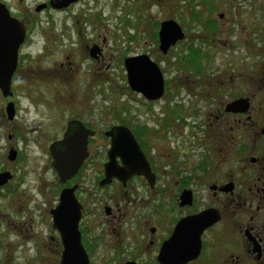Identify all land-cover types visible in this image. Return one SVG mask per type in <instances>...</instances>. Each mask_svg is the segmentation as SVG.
Returning <instances> with one entry per match:
<instances>
[{"label": "flooded vegetation", "instance_id": "1", "mask_svg": "<svg viewBox=\"0 0 264 264\" xmlns=\"http://www.w3.org/2000/svg\"><path fill=\"white\" fill-rule=\"evenodd\" d=\"M83 1L64 9L47 4L44 11L68 12ZM231 1L235 13L230 18L224 14L190 18L202 20L206 36L237 35L249 38V44L250 38L258 35L262 42L244 47L242 58L218 65H191L185 54L184 63L194 75L169 81L153 59L157 55L127 53L123 72L130 102L122 106L121 120L103 129L93 127L88 117L66 122L62 136L54 142L62 141L68 123L77 120L92 132L87 137L88 156L77 175L60 185L47 210L50 229L48 232L46 226V238L41 234V244L33 246L32 239L26 237L34 257L26 260L29 264H61L67 253L65 240L77 239L81 249L78 246L69 256L79 262L83 253L88 264H264V24L255 30V24L248 16L244 19L240 11L245 0ZM203 2L209 5L207 0ZM5 6L10 16L18 19L11 7ZM162 22L156 26L157 47L153 50L165 58L181 41L163 54L158 37ZM31 24L30 19L24 24L25 42ZM86 49L92 58L91 48ZM98 49L94 60L102 62L103 52ZM142 55L162 75V95L155 100L128 85L124 61ZM10 91V102L15 106L12 83ZM128 103L143 108L133 110ZM13 132L19 134L18 130ZM113 139L121 141V151L110 170V182L100 186ZM94 150L103 152L101 159H91ZM91 162L104 193L84 190L77 183ZM72 187L76 188L73 195L80 208L79 218L76 230L61 233L54 227L51 211L59 204L61 190ZM184 193L187 202L182 204ZM65 220L73 227L76 216L61 217L58 227H64ZM182 220H186V227L181 235L177 227Z\"/></svg>", "mask_w": 264, "mask_h": 264}, {"label": "rangeland", "instance_id": "2", "mask_svg": "<svg viewBox=\"0 0 264 264\" xmlns=\"http://www.w3.org/2000/svg\"><path fill=\"white\" fill-rule=\"evenodd\" d=\"M1 1L11 7L23 27L28 19L32 24L21 48L18 72L11 80L15 102L11 124L4 110L12 99L0 94V171L11 176L0 189V264H29L26 260L34 257L26 237L33 246L41 244V234L46 238L47 210L60 189L48 148L62 136L69 119L88 117L100 129L121 120L122 106L130 102L123 72L127 53L157 55L153 59L160 63L164 79L174 81L194 75L183 60L186 54L190 61V50L199 52L198 63L218 65L235 62L245 55L244 47L258 46L262 40L255 35L248 44L249 38L237 35L206 36L202 20L190 18L199 14L230 18L235 13L231 0H207L209 5L204 0H84L62 13L37 11L50 0ZM247 1L240 3V11L258 30L264 24V0ZM164 20H175L185 34V40L165 58L153 50L156 26ZM93 46L102 49V62L88 56L86 48ZM128 104L133 110L143 108ZM11 150L16 153L14 161L8 160ZM92 153L93 161L103 156L100 150ZM92 164L77 183L84 190L104 193Z\"/></svg>", "mask_w": 264, "mask_h": 264}, {"label": "water", "instance_id": "3", "mask_svg": "<svg viewBox=\"0 0 264 264\" xmlns=\"http://www.w3.org/2000/svg\"><path fill=\"white\" fill-rule=\"evenodd\" d=\"M77 0H50L49 6L53 9H63L70 4H74ZM46 8V5H41L37 11ZM26 37L25 28L16 19L12 18L4 4L0 3V92L4 98L11 97L10 84L11 79L17 69L18 53L23 45ZM159 49L165 54L170 47H173L177 42L184 39V33L181 27L173 20L163 21L159 29ZM100 50L97 46L90 49V56L97 59ZM127 71V80L129 87L138 93L143 94L147 99L155 100L162 95V75L158 67L145 55L127 59L124 61ZM5 113L8 121H12L14 117V106L12 103L7 104ZM119 129V128H118ZM120 133V131H118ZM92 132L85 129L79 121H70L67 125L66 132L62 141L52 143L48 150L51 156V167L56 172L58 183L61 186L66 185L67 181L75 177L81 168L84 160L88 156L87 152V137ZM111 136V134H109ZM129 149V148H128ZM121 151V141L113 139L112 146L109 150V163L105 166V178L100 183V186H105L110 182L113 172L110 171L115 166V156H119ZM16 153L11 150L8 160L14 161ZM11 179L9 173L0 174V188L3 187ZM75 187L63 188L59 197L58 206L51 211L54 227L59 231L69 232L76 230L77 219L79 218L80 208L76 205L73 192ZM182 204L187 202V194L181 197ZM76 216L74 226H70V221H64V227H58L61 217ZM186 220H182L178 225V232L182 235L185 230ZM63 229V230H62ZM65 249L61 264H88V261L83 253H80V261L71 260V252L73 249H81L80 243L77 240H65ZM69 251V253H68ZM184 256V253H182Z\"/></svg>", "mask_w": 264, "mask_h": 264}, {"label": "trees", "instance_id": "4", "mask_svg": "<svg viewBox=\"0 0 264 264\" xmlns=\"http://www.w3.org/2000/svg\"><path fill=\"white\" fill-rule=\"evenodd\" d=\"M191 58H190V64H196L197 59L199 58V52L197 50H190Z\"/></svg>", "mask_w": 264, "mask_h": 264}]
</instances>
